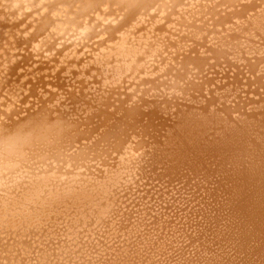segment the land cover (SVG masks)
<instances>
[{
  "label": "bare ground",
  "instance_id": "bare-ground-1",
  "mask_svg": "<svg viewBox=\"0 0 264 264\" xmlns=\"http://www.w3.org/2000/svg\"><path fill=\"white\" fill-rule=\"evenodd\" d=\"M0 264H264V0H0Z\"/></svg>",
  "mask_w": 264,
  "mask_h": 264
}]
</instances>
